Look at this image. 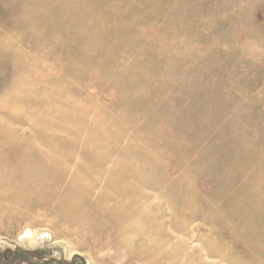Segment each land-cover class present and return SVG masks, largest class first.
<instances>
[{
    "label": "rangeland",
    "instance_id": "rangeland-1",
    "mask_svg": "<svg viewBox=\"0 0 264 264\" xmlns=\"http://www.w3.org/2000/svg\"><path fill=\"white\" fill-rule=\"evenodd\" d=\"M69 1L64 0L62 6L56 7L55 0H22L21 4H14V0L11 15L24 14L22 11L28 7L24 8L25 3L40 7L38 12L27 13L52 29L42 25L33 29L28 20H13V26L7 28L8 32L0 34V77L13 75L15 83L22 86V90H16L19 96L27 94L28 97L42 98V92H55L56 103L63 102L68 114L79 115L82 121L88 122L85 127L89 129H95L102 122L107 123V120L113 121L115 135H119L113 145L107 140L113 132L109 135L103 133L104 138L101 132L95 134L98 141L104 145L107 141L106 147H111L107 157L109 168L119 169L121 165L117 166L116 162H133L135 156L140 155L146 159L149 157L156 164L147 180L148 184L153 180L156 183L148 185L149 191H140L148 201L154 203L150 231L160 228L163 233H175L177 236L172 235L174 237L170 242L184 241L186 250L191 244L200 260H210L211 253L207 248L214 247L224 264L230 261V264H264V255L257 252L254 244L257 240L264 244L261 234L264 235V0ZM44 4L45 8L51 9V13H44L41 8ZM21 6L24 9L17 10ZM63 11L65 18H75L73 26L60 19ZM25 21L27 24L24 25ZM6 41H13V45ZM68 43L76 50L74 55L79 60L71 53H64ZM5 44L10 45L8 49L4 48ZM62 60L70 62L66 64L69 69H73L76 61L85 67L77 63V69L83 67L82 73L75 71L76 74H69ZM99 60L106 62L105 66ZM7 62L16 67L15 74L18 71L21 74L15 76L10 71L12 68L1 66ZM23 73L25 76L21 77ZM32 90L34 94L30 96ZM67 96L71 101L66 100ZM0 100L4 103V97ZM46 105L45 110L49 107L53 109H50L51 112L57 110L56 105L49 106L47 102ZM53 113L47 115V122L56 121L57 112ZM24 114L19 113L20 116ZM35 114L37 121V115L40 116L42 111ZM18 127L22 132H27L29 123ZM140 148L142 151H139ZM127 150L133 151L128 153ZM151 186L155 189H151ZM239 186L249 189L243 187L240 190L237 188ZM181 187L183 190H180ZM177 189L181 191L179 194ZM244 193L248 197L250 195V201ZM184 194L182 200L191 201L187 204V210L181 207L180 195ZM240 196H244L247 203L243 204V209L247 208L250 213L252 209L257 212L246 215L247 220L239 206L236 208L238 201H243ZM154 197L155 200L152 199ZM125 199L134 203V217L127 219L131 225L134 219L142 215L145 203L133 194ZM94 201L92 196L86 203L92 205ZM47 202L49 199L34 204L24 211L26 216L18 220L6 218L7 211L20 210L16 204L10 202L2 205L0 264L13 261L19 253L48 264H54V261L62 264H131L124 252L108 245L110 241L105 243L97 236L92 237V243L89 239H71L60 230V219L52 220V213L47 215ZM121 204H125L124 199ZM189 210L193 212V219L187 218ZM168 214L170 217L167 219ZM170 219H173L178 230L169 226ZM248 228H251L249 232ZM207 238V243L215 244L207 245ZM181 251L184 253L183 248ZM152 261V258H148L133 264H153ZM11 264L27 263L19 259Z\"/></svg>",
    "mask_w": 264,
    "mask_h": 264
},
{
    "label": "bare ground",
    "instance_id": "bare-ground-1",
    "mask_svg": "<svg viewBox=\"0 0 264 264\" xmlns=\"http://www.w3.org/2000/svg\"><path fill=\"white\" fill-rule=\"evenodd\" d=\"M15 1H16V3H14V0H0V13L2 14V15H0V34H3L5 31L8 32L7 28L10 25L13 26V20H18V19H22V18H23V21H24V19L28 20L29 23L31 24L30 26H32L33 29L35 27L39 28L40 25H42L46 29H52V28H47L48 25L41 22L40 20L32 18L30 16L31 13L30 14L27 13V12H31V11L33 13L34 10L36 12H38L40 7L36 8V7L31 6V5H27V3H25L24 5L23 4L22 5L24 6V8L28 6L26 8V11H22L24 9L22 6H21L22 9H21V7L17 9V10L20 9L23 13L25 12L24 14L20 13L21 15L18 14L17 16H14L13 14L11 15V11H10L11 5L13 3L14 4H21L22 3V0H15ZM62 1H64V0H55L56 7L62 6V4H61ZM110 1H112V0H110ZM70 2L71 1H69V3ZM78 2H81V1H78ZM78 2L76 4H78ZM84 2L86 3V0H84ZM94 2H93V4H94ZM50 3H52V2H50ZM69 3H67V4H69ZM71 3L73 4V2H71ZM98 4H100V3H98ZM98 4H96V5H98ZM140 4H141V2H140ZM128 5L130 6V4H128ZM41 6H44L41 8L45 14L51 13L50 8H45V4L41 5ZM48 6H50V5H48ZM98 6H101V5H98ZM111 7H112V4H111ZM87 8H89V7H87ZM97 8H95V9L97 10ZM79 9L84 10L81 7H79ZM129 9H130V7H129ZM99 10H100V8H99ZM12 11H14V10H12ZM15 12H17V11H15ZM15 12H13V13L16 14ZM108 12H107V14H108ZM64 13H65L64 11L60 13V19L64 22H66L67 24L70 23L71 26H73L74 25L73 21L75 18H71V19L65 18ZM62 14H63V16H62ZM85 14H87V13H85ZM72 15L74 17L76 16L75 13H72ZM1 16H3V18H1ZM94 16H95V14H94ZM28 17H30V19H28ZM146 17H148V16H146ZM40 19H42V18H40ZM127 20H128V18H127ZM114 21H115V19H114ZM182 23H183V21H182ZM23 24L24 25L27 24L26 21ZM77 24H79V23H77ZM93 24L97 25V23H93ZM98 27H99V25H98ZM144 28H145V26H144ZM106 29H107V27H106ZM34 32H36V30ZM16 33H18V35H19L18 31ZM122 34H124V33H122ZM4 35H5V33H4ZM11 35H12V33H11ZM13 36H15V35H13ZM110 36H111V33H110ZM61 37H64V35H62ZM121 40H123V39H121ZM8 42L6 41V43H8ZM9 43H11V41ZM71 44H73V43H71ZM110 44L111 43H109V45ZM5 45H6V47H4V48L8 49V46L13 45V41L10 45H7V44H5ZM7 51H9V50H7ZM75 51H76L75 49L70 47V43H68V46H66L64 49V53H71L73 55H74ZM6 52H3V53H6ZM91 54H93V53H91ZM106 56H107V54H106ZM75 57L77 60H79L78 56H75ZM65 59H67V58H64V60ZM99 59H101V58H99ZM64 60H62L63 64H64L63 66L66 69H69L66 67V64L68 65V63H70V62L66 63L67 60L66 61H64ZM68 61H69V59H68ZM70 61H71V59H70ZM11 62H13V61H11ZM73 62H74V60L71 63H73ZM99 62H102V61L99 60ZM77 63H78V61H76L73 64V66H72L73 69L68 70L69 74L73 73V72H74V74H76L77 72H75V71H80L82 73V69L85 66L82 65V63H78L79 65H82L83 67H82V69H80V67H79V69H77L78 68ZM105 63L106 62H104V66H105ZM59 64L60 63H58V65ZM120 64H122V62ZM86 65H87V63H86ZM184 65H186V64H184ZM1 66L12 68V70H10V71H13L12 74L16 71V69H15L16 67L12 66V63L7 62L6 65H1ZM70 66H71V64H70ZM166 71H167V68H166ZM19 74H21L20 71H18L16 74L14 73L15 76H17ZM23 75H24V73L21 75V77ZM87 75H89L88 70H87ZM8 76L5 75L3 77V75H2L0 77V99L2 97H4V103L0 100V209L4 203H10L11 202V203L16 204L20 208V210H17L15 212L14 211H12V212L7 211V213H6L7 219H10V220L21 219L23 216H26V213L24 212L26 209L31 208L34 204H36V205L40 204L41 202H43V200L47 201L49 199V202H47L45 205L48 209L46 208L45 211H47V215L49 213H52V216H53V218L51 217L52 220H55L57 218L60 219V225H61L60 230L62 232H64L71 239H74L76 241H85V239H89V240H91V243H92V241H93L92 237H94V236L102 238L103 242H105V243H106V241H110L109 242L110 244H108V243L107 244L113 245L118 250H120L121 252H124L126 254V256H128L130 258L131 264H133V262H135V261L146 260L148 258H152L153 264H224L225 263L223 261V258L221 257V255L215 251V248L213 246H211L213 248H210V247L207 248L208 250H210V253H211L209 256L210 260H208V259L200 260L196 257L194 247H191V244H190V246H188V249L186 250L187 245H185L184 241L178 242L175 240L174 241L175 243L170 242L172 237L175 236L174 235L175 233L174 234L169 233V232L163 233V231H161L162 229H160V228H157L154 231L149 230V225H150V222L152 219V208H153L154 203L152 204V201H148L143 196V193H140V191H143V190L149 191L148 185L152 182L156 183V181L153 180L152 182H150L148 184V181H149L148 179L150 178L151 174L154 172L156 164L152 163L151 160L148 159L149 157L146 159L143 157V155L142 156L140 155V156H135L133 162H128V161L124 162L122 160L119 162H116L115 164L117 166L121 165L120 166L121 169L120 168L119 169L109 168L108 167L109 163L107 161V157L110 154L111 147H109V148L106 147L107 141L104 142L105 145L101 141H98L96 139L95 134L97 132L98 133L101 132V135L103 133H105L106 135H109V133L113 132L109 137L107 136L108 137L107 140H108L109 144L113 145L114 142L117 141V139L119 137V135H115V133H116V132H114L115 128H113V126H112V123H114L113 121L111 122V121L107 120L110 124H107L108 122L107 123L102 122L100 125H97V127L95 125V127H96L95 129H89V128H87L88 126L85 127V124H87L88 122L86 123L85 120L82 121L81 118L79 117V115L74 116V115L68 114L67 109H66V105L63 104V102L62 103H56L57 98L54 97V95H56V94H54L55 92H53V91L42 92L41 93L42 98L35 97V96L34 97H28L27 94H25L23 96H19L18 95L19 92L17 93L16 90L21 89L22 86H19V84L15 83V81H14L15 78L13 79V75H11L12 77L9 76L10 78ZM95 77H97V76H95ZM54 79H56V78L54 77ZM126 81H127V79H126ZM32 94H34L33 90L30 92V96H32ZM43 96H45V97L43 98ZM66 98H67L66 100L71 101L70 100L71 98H69L68 96ZM46 102L49 103V106H50V104H52L54 106L56 105L57 110L53 111V112H57L56 121L54 123L47 122L48 119L46 120L47 115H49V113H51V114L53 113V112H51L53 110L52 107H49L50 109H52L51 111H50V109L45 110L47 108L44 109V107L47 106ZM66 104H68V103H66ZM84 108H86V107H84ZM84 108H82V109L84 110ZM86 109H88V108H86ZM89 109H91V107ZM39 110L42 111V114H40V116L37 115L38 116L37 118H39V119L36 121L35 120V117H36L35 113H37ZM93 111H94V109H93ZM20 112H24L25 114L20 116L19 115ZM94 113H96V112H93V114ZM54 114L55 113L52 114V117ZM47 118H49V117H47ZM94 119H93L94 122H96V117ZM27 122L29 123V129L27 132H22L23 130L21 131V129L18 127V125H26ZM115 122H116V120H115ZM89 123L93 124V122H89ZM120 124H121V122H120ZM102 136H103L102 138H104V135H102ZM20 142H23V144H21ZM15 145H17L18 147H16ZM131 146L133 147V145H131ZM133 148H135V147H133ZM136 150H137V148H136ZM129 151L132 153L133 150H129ZM129 151H128V153H129ZM139 151H142V149ZM139 153L140 152H138V153L135 152V154H139ZM124 154H125V152H124ZM122 155H123V153H122ZM133 155H134V152H133ZM147 155L149 156L148 153H147ZM151 155H153V154H151ZM145 157H147V156H145ZM155 161H156V159H155ZM110 163H112V161ZM123 163H126L127 165L126 164L122 165ZM117 166H115V167H117ZM122 167H123V170H122ZM223 171H225V170H223ZM153 175L155 176V174H153ZM175 185L176 184H174V186ZM178 185L181 186V184H178ZM245 186H243V187H245ZM249 186H250V184H249ZM243 187L239 186L237 188H239L241 190ZM250 187H251L250 189L253 190L252 185ZM150 188L155 189L154 186H151ZM160 188H162V184H161ZM170 188H171V186H170ZM237 188H234V189L236 190ZM245 188H248V187H245ZM174 189H176V188H174ZM174 189L172 191H174ZM178 190L179 189H177V191ZM180 190H183L182 187L180 188ZM235 190H234V192H235ZM177 191H175V192H177ZM179 192H181V191H178L177 193L179 194ZM241 192H239V195ZM247 192H248V190H247ZM172 193L173 192H171V194ZM229 193H230V191H229ZM248 193H250V192H248ZM131 194L137 195V198L142 200L145 203V207H143V209H142V215L137 220L134 219L130 225V223L127 222V219L130 217V220H131V218L134 217V213H135L134 208H133L134 203L128 202L129 200L125 199V198H127V196H129ZM173 194H176V193H173ZM235 194L238 195L237 191L235 192ZM187 195L188 194H186V198L189 199V196L187 197ZM227 195H226V197H227ZM92 196H94V198H95L94 203L92 205L86 203V200ZM177 196H178V198H180L179 195H177ZM180 196H181V200H182L183 196H185V194L180 195ZM229 196H232V195H229ZM245 196H246V194H245ZM193 198H195V195H193ZM246 198H249V200L248 199L247 200L250 201V195H249V197L246 196ZM122 199H124L125 204H121ZM152 199L155 200L156 197H154ZM195 199H192V200H194V202H195ZM224 199H225V197H224ZM242 199H243V201H238L237 206H236V208H238V206H239L238 209H240L241 214H245L242 216L255 215L257 212L254 209H252L251 213L247 211V208L243 209V207H245L243 205L245 203L244 196ZM232 200H234V199H232ZM147 201H148V204H147ZM175 201L180 202V200L179 201L175 200ZM189 202H191V201L190 200H185V201L182 200L181 201V205H182L181 207L185 210L187 208V204H189ZM48 203H50V204H48ZM250 203L252 206V202H250ZM245 204H247V203H245ZM238 209H237V211H238ZM248 209H249V207H248ZM233 210H234V207H233ZM187 213L189 215V217H187V218H190V219L194 218L192 211L189 210V211H187ZM206 213H205V215H206ZM203 214H204V212H203ZM232 215H235V214L233 213ZM157 216L161 217L160 215H157ZM168 216H169V214L167 215V219H168ZM236 217H238V216H236ZM207 218H208V213H207ZM179 219H181V218L179 217ZM228 219H229V217H228ZM242 219H244V218H242ZM245 220H247V216H246ZM202 221H203V219H202ZM251 222H253V221H251ZM168 224L170 227H172L176 230L179 229L178 226L173 223V219L168 220ZM249 224H250V222H249ZM183 225H184V228H186L184 222H183ZM223 225H225V224H223ZM250 225H252V224H250ZM220 227H221V225H220ZM244 227H247V226H244ZM254 228H257V227H254ZM250 229L247 232H249ZM257 229H261V227L260 228L258 227ZM184 231H186L187 235L189 234V232L187 230H184ZM219 231H221V230H219ZM251 232H252V230H251ZM254 232H256V231H254ZM211 233H212V231H211ZM261 234L264 238L263 233H261ZM172 235H174V236H172ZM219 235H220V232H219ZM256 235H257V232H256ZM214 236H215V234H214ZM218 237H220V236H218ZM255 237H258V236H255ZM215 238H217V237L215 236ZM215 238L213 240H216ZM211 239L209 238V240H211ZM207 240H208V238L206 239V243L209 242ZM255 240H257V239H255ZM255 240L252 241V243L255 242ZM232 241L233 240H231V242ZM203 242H204V240H203ZM218 242L222 245V243L220 241H218ZM210 243H212V242H210ZM210 243H207V245ZM200 244H202V243H200ZM254 244L256 246L257 252L259 254L264 255V250H262V248H264V244L262 245L259 242V240H257L256 243H254ZM182 248L184 250V253H182V251H181ZM201 248H203V247H201ZM198 252L201 253L200 251H198ZM199 256H201V255H199ZM201 257H203V255ZM261 258L263 259V257H261ZM224 260H225V258H224ZM228 261H230L229 258H228ZM228 261L226 263H228ZM231 262L232 261H230V263Z\"/></svg>",
    "mask_w": 264,
    "mask_h": 264
},
{
    "label": "water",
    "instance_id": "water-1",
    "mask_svg": "<svg viewBox=\"0 0 264 264\" xmlns=\"http://www.w3.org/2000/svg\"><path fill=\"white\" fill-rule=\"evenodd\" d=\"M19 259H24L27 264H48V262H41V261L33 260L28 255L23 254V253H19L18 255H16L15 258L13 259V261H11L7 264H11L12 262L17 261ZM54 264H62V263L54 261Z\"/></svg>",
    "mask_w": 264,
    "mask_h": 264
}]
</instances>
